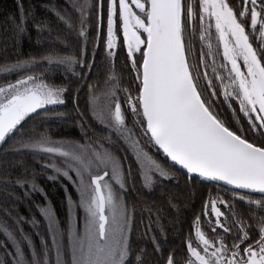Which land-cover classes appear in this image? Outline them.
<instances>
[{
    "label": "snow or ice",
    "instance_id": "snow-or-ice-1",
    "mask_svg": "<svg viewBox=\"0 0 264 264\" xmlns=\"http://www.w3.org/2000/svg\"><path fill=\"white\" fill-rule=\"evenodd\" d=\"M45 7L66 26L63 36L23 0L8 17L17 51L26 36L32 41L30 18L38 34L48 33L35 43L48 47L0 63L2 76H16L0 83V149L30 154L42 171L53 170L47 179L58 173L75 186L79 200L68 196L72 264H264V0H64ZM118 56L129 87L101 90L89 82ZM57 73L59 84L45 81ZM69 100L79 139L37 131L38 123L62 120L67 114L52 109ZM90 116L107 135L95 134ZM116 141L133 151L135 174L127 155L112 154ZM0 164L5 189L11 182L27 186L24 196L39 191L47 198L27 159ZM169 183L189 193L200 188L194 238L182 229L170 234L163 209L147 203ZM167 203L177 207L171 196ZM76 208L83 209L82 226Z\"/></svg>",
    "mask_w": 264,
    "mask_h": 264
},
{
    "label": "trees",
    "instance_id": "trees-1",
    "mask_svg": "<svg viewBox=\"0 0 264 264\" xmlns=\"http://www.w3.org/2000/svg\"><path fill=\"white\" fill-rule=\"evenodd\" d=\"M24 8L27 11L30 6L34 7L35 19L46 21L52 28L53 35L63 36L67 32L66 26L57 20L55 14L45 5H61L64 0H23ZM11 15H18L17 0H0V63L5 59L11 60L17 55L27 56L29 52L41 53L48 47L47 43L37 45L35 40L38 35L42 39L48 36L47 31L38 34L32 26V19L28 23V35L31 36L30 42L27 36L23 40V44L19 51L16 50L12 41L9 39L12 31L11 23L8 17ZM68 40L74 41L76 38L73 35H68ZM62 47V46H61ZM197 53L201 51V45L196 47ZM207 52L206 48H203ZM114 67L115 71L110 69ZM201 70L204 71L203 66ZM208 74L211 75V70L207 69ZM13 74L11 77H4L0 74V83L3 79H15ZM46 82H54L59 84L62 77L57 73L53 77L45 75ZM131 77L124 67L123 56H118L113 63L100 64V71L97 73L95 79L89 82L97 86L101 90L106 88H115L117 85L123 89L129 87ZM133 94H135L133 92ZM121 97L122 110L128 106L123 103L124 93L119 92ZM71 100L68 101L67 106H60L53 108L54 112H64L67 115L62 120L49 119L47 121L37 124V131L47 129L48 134L54 139H79V129L72 123L76 117L71 112ZM84 103V97L81 98V104ZM90 120L97 136L103 137L108 134V129L90 116ZM67 121L68 123H65ZM115 140V133H112ZM114 149L113 155L123 159L127 155V161L133 163L135 174L136 164L133 151L122 141H116L112 145ZM27 159L31 164V168L35 169L36 182L44 189L45 195L39 191H30L28 196H24L27 186L21 188L19 185L10 182L9 187L5 189L3 184L0 183V264H72V257L75 254V248L69 237V203L68 196L74 201L79 200L75 186L62 174H56L58 179L49 180L48 176L53 175V170L48 168L44 171L41 170L40 163L36 162L29 154L25 156L21 154L4 155L0 149V161ZM47 162L51 159L45 158ZM52 159L59 160L61 157H53ZM3 175V165L0 164V176ZM70 175L75 179V172L70 171ZM17 173H13L11 180H15ZM136 188L138 191H143L140 188V180L137 176ZM165 195H158V191L151 193L147 197L149 207L162 208V222L168 232L171 234L175 229H182L184 235L192 234L194 238V231L192 228L195 220V214H198L201 204V191L199 186L191 193L184 190L183 184L169 183ZM171 196L173 203L177 205L175 209L170 208L167 200ZM129 201L136 199V194L129 189ZM189 201H191L189 203ZM40 205V207H37ZM193 205L195 211H193ZM44 208L45 211H41ZM4 209L10 212L9 215L4 214ZM78 216L81 218V226L83 223L82 217L84 216L83 209H75ZM45 212L47 215H45ZM18 217H23V220H17ZM140 214H137V229L143 226L139 224ZM201 227L207 233L208 229L206 224ZM169 239H172L171 235ZM180 243L179 240L176 241ZM149 249L151 244H148Z\"/></svg>",
    "mask_w": 264,
    "mask_h": 264
},
{
    "label": "flooded vegetation",
    "instance_id": "flooded-vegetation-1",
    "mask_svg": "<svg viewBox=\"0 0 264 264\" xmlns=\"http://www.w3.org/2000/svg\"><path fill=\"white\" fill-rule=\"evenodd\" d=\"M200 46L201 45V42L199 41V35H198V33H197V37H196V46L195 47H197V46ZM212 47H213V51H215V49H216V40H215V38L213 37V39H212ZM206 48V47H205ZM207 49V48H206ZM210 59L211 58H209V61H210ZM216 60H217V64H219L220 63V57L219 56H217L216 57ZM211 70V64H210V67L208 68V70Z\"/></svg>",
    "mask_w": 264,
    "mask_h": 264
}]
</instances>
